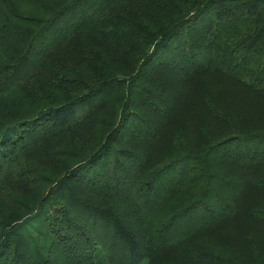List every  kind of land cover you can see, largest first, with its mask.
<instances>
[{
  "label": "trees",
  "instance_id": "obj_1",
  "mask_svg": "<svg viewBox=\"0 0 264 264\" xmlns=\"http://www.w3.org/2000/svg\"><path fill=\"white\" fill-rule=\"evenodd\" d=\"M0 264H264V0H0Z\"/></svg>",
  "mask_w": 264,
  "mask_h": 264
}]
</instances>
